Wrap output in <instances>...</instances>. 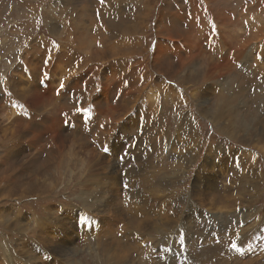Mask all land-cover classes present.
<instances>
[{
	"label": "rangeland",
	"instance_id": "obj_1",
	"mask_svg": "<svg viewBox=\"0 0 264 264\" xmlns=\"http://www.w3.org/2000/svg\"><path fill=\"white\" fill-rule=\"evenodd\" d=\"M0 264H264V0H0Z\"/></svg>",
	"mask_w": 264,
	"mask_h": 264
},
{
	"label": "crops",
	"instance_id": "obj_2",
	"mask_svg": "<svg viewBox=\"0 0 264 264\" xmlns=\"http://www.w3.org/2000/svg\"><path fill=\"white\" fill-rule=\"evenodd\" d=\"M170 31H172V28H171V30ZM55 208V207H54ZM54 210V209H53ZM55 224L56 223H53V225L52 224H46V225H44L43 226V232H42V234H47V233H50V231L55 227ZM58 224H56V226H57ZM22 245V244H21ZM23 246V245H22ZM32 246H30L29 248H31ZM28 248V249H29ZM40 249H41V247H39ZM38 247H35V243H34V246H33V248H32V250H31V252L32 253H34V252H37L38 250L40 251L39 253H38V255H40L43 251H42V249L40 250ZM52 252V251H51ZM54 261V260H53ZM13 262H14V259H13Z\"/></svg>",
	"mask_w": 264,
	"mask_h": 264
},
{
	"label": "snow or ice",
	"instance_id": "obj_3",
	"mask_svg": "<svg viewBox=\"0 0 264 264\" xmlns=\"http://www.w3.org/2000/svg\"><path fill=\"white\" fill-rule=\"evenodd\" d=\"M100 2L103 4L104 3V0H100ZM216 29H215V26H213V31H215ZM65 87V85H64V83L63 82H61L60 83V89H63ZM57 94L59 95V90H58V92H57ZM77 111H81V109H77ZM83 111H87L86 109H83ZM105 151H107V149H105ZM123 159V158H122ZM125 187H127V185H125ZM85 219H87V218H85ZM232 248H233V250H235V251H240V248L236 245V244H233L232 245Z\"/></svg>",
	"mask_w": 264,
	"mask_h": 264
},
{
	"label": "bare ground",
	"instance_id": "obj_4",
	"mask_svg": "<svg viewBox=\"0 0 264 264\" xmlns=\"http://www.w3.org/2000/svg\"><path fill=\"white\" fill-rule=\"evenodd\" d=\"M204 194H205V193H204ZM216 196H217V194H216ZM213 197H215V194L213 195ZM213 200H215V199H213ZM211 205H213V204H211ZM213 206H215V205H213ZM213 206H212V207H213ZM216 206H217V205H216Z\"/></svg>",
	"mask_w": 264,
	"mask_h": 264
}]
</instances>
